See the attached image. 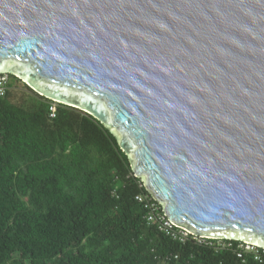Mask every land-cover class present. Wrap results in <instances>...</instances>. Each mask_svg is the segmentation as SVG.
<instances>
[{
    "label": "water",
    "instance_id": "water-1",
    "mask_svg": "<svg viewBox=\"0 0 264 264\" xmlns=\"http://www.w3.org/2000/svg\"><path fill=\"white\" fill-rule=\"evenodd\" d=\"M97 121L191 236L264 250V0H0V76Z\"/></svg>",
    "mask_w": 264,
    "mask_h": 264
},
{
    "label": "trees",
    "instance_id": "trees-1",
    "mask_svg": "<svg viewBox=\"0 0 264 264\" xmlns=\"http://www.w3.org/2000/svg\"><path fill=\"white\" fill-rule=\"evenodd\" d=\"M6 78L0 264H163L167 256H176L171 264H264L239 242L215 249V241L190 236L182 245L146 226L134 198L148 193L113 136L90 116Z\"/></svg>",
    "mask_w": 264,
    "mask_h": 264
},
{
    "label": "built area",
    "instance_id": "built-area-1",
    "mask_svg": "<svg viewBox=\"0 0 264 264\" xmlns=\"http://www.w3.org/2000/svg\"><path fill=\"white\" fill-rule=\"evenodd\" d=\"M7 89L8 82L6 75L0 76V97H3ZM48 110L50 117H53L54 105H51ZM134 200L139 203L145 211L144 221L146 226H155L157 231L163 233L166 237L170 238V240L177 241L182 245H184L190 239L191 235L187 231L173 225L167 220L160 206L153 200L152 197H150V195H139L136 196ZM191 238L192 240L196 241L197 244L202 243V241L209 240L194 236ZM213 241H215L216 244L214 246L211 244L210 246H213L215 249H228L230 247L228 242L231 241ZM243 252L253 256V259L259 263H261L262 257H264V250L257 249L254 246L248 244H243ZM238 257H241V253L238 255ZM172 260H177L176 256H167L164 259L163 264H171Z\"/></svg>",
    "mask_w": 264,
    "mask_h": 264
}]
</instances>
